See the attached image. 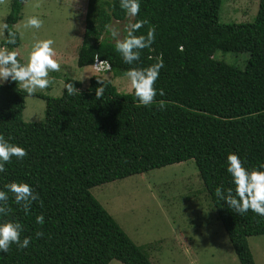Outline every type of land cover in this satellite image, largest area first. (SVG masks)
<instances>
[{
	"label": "trees",
	"instance_id": "trees-1",
	"mask_svg": "<svg viewBox=\"0 0 264 264\" xmlns=\"http://www.w3.org/2000/svg\"><path fill=\"white\" fill-rule=\"evenodd\" d=\"M28 1L11 0L5 24L15 32ZM223 3L141 0L136 19L148 23L137 34L154 26L155 40L141 50L135 66L146 67L158 58L164 64L154 83L164 95L157 94L149 106L134 102L133 90L120 92L113 83L130 67L104 33L105 23L127 22L118 0L87 2L77 59L79 68L92 71L86 87L66 79L79 91L69 96L64 87L55 97L29 96L14 81L0 85V134L27 153L6 163L0 188L27 182L39 193L28 214L9 193L8 214L0 220H19L21 238L32 239L26 249L10 245L6 254L0 253V264H153L91 190L190 160L240 264H256L248 239L264 235V218L251 210L232 212L214 189L231 186L225 165L229 152L237 153L248 169L264 163V0H259L255 21L240 24L221 23ZM20 45L18 33L17 44L8 48ZM218 52L246 53L250 59L241 70L218 61ZM96 60L107 61L108 69L96 70ZM98 80L105 82L100 98L95 95ZM28 97L45 101L44 122L24 121ZM40 214L42 225L35 223ZM37 231L43 233L39 238Z\"/></svg>",
	"mask_w": 264,
	"mask_h": 264
},
{
	"label": "rangeland",
	"instance_id": "rangeland-1",
	"mask_svg": "<svg viewBox=\"0 0 264 264\" xmlns=\"http://www.w3.org/2000/svg\"><path fill=\"white\" fill-rule=\"evenodd\" d=\"M87 2L29 0L24 4L22 19L14 27L21 40L18 56L26 63L34 40L51 38L56 52L53 58L60 64V71L49 72L48 87L35 92L59 97L66 79L88 85L92 71L77 65ZM258 4V0H224L220 21L252 23ZM10 5L11 0H0V25L5 24ZM28 16L42 19L41 27L24 28ZM113 23L122 29L125 22ZM4 36L5 29L0 32V42ZM105 37L109 39L107 34ZM215 56L226 66L241 70L250 59L246 53L218 52ZM113 83L120 92L132 90L125 77L113 79ZM45 106L40 98H26L24 121L44 122ZM91 193L131 240L144 248L153 264H240L192 160L94 187ZM248 242L255 263L264 264V235L250 237ZM110 264L122 263L115 260Z\"/></svg>",
	"mask_w": 264,
	"mask_h": 264
},
{
	"label": "clouds",
	"instance_id": "clouds-1",
	"mask_svg": "<svg viewBox=\"0 0 264 264\" xmlns=\"http://www.w3.org/2000/svg\"><path fill=\"white\" fill-rule=\"evenodd\" d=\"M259 1V0H258ZM141 0H118L120 9L124 10L126 23L121 29L117 24L105 23L104 33L114 42V51L119 54L122 62L130 67L123 72V76L130 84L136 98L134 102L142 106H149L153 103L157 94L164 95V90L154 87L160 69L164 66L162 59H157L146 67L135 66L140 60L141 50L149 48L155 40V27H149L146 33L139 30L148 23L145 19H136L140 11ZM259 9V4H258ZM26 29H39L43 24L42 19L37 16H28L23 21ZM7 29L4 36V46L0 47V85L5 81L16 82V87L22 89L29 96L38 89H45L50 83L49 72L60 71V64L53 57L56 55L53 47L54 40L51 38L36 39L32 43L31 51L28 53L27 62L21 63L17 59L15 47L9 45L17 44L18 33L8 27L7 24L0 25V32ZM183 50V45H180ZM101 63H107L102 61ZM104 64V66H105ZM108 69V66L105 68ZM95 89V95L100 98L104 92L105 82ZM69 96L79 91L73 83L64 85ZM160 108L164 103L160 102ZM26 149L18 144L10 143L0 134V173L5 171V165L10 158L23 159L26 156ZM226 172L230 177V187L222 185L214 189V195L222 201L232 212L243 215L251 210L252 213L264 218V163L258 168L248 169L244 166L242 159L235 152H229L225 159ZM9 193L16 205L28 214L34 201L39 199L33 187L27 182L12 181L0 188V216H7ZM36 224L44 223L43 214L35 216ZM23 225L19 220H0V253H7L10 245L15 244L17 249H26L32 237L21 238ZM43 233L37 231L35 236L41 237Z\"/></svg>",
	"mask_w": 264,
	"mask_h": 264
},
{
	"label": "built area",
	"instance_id": "built-area-1",
	"mask_svg": "<svg viewBox=\"0 0 264 264\" xmlns=\"http://www.w3.org/2000/svg\"><path fill=\"white\" fill-rule=\"evenodd\" d=\"M104 68H106V66H104V64L101 63V61L96 60L95 69L96 70H102Z\"/></svg>",
	"mask_w": 264,
	"mask_h": 264
}]
</instances>
